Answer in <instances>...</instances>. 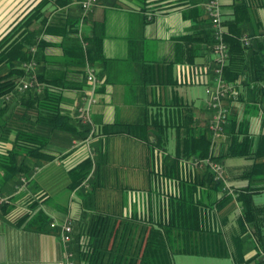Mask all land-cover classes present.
<instances>
[{"label": "crops", "instance_id": "crops-1", "mask_svg": "<svg viewBox=\"0 0 264 264\" xmlns=\"http://www.w3.org/2000/svg\"><path fill=\"white\" fill-rule=\"evenodd\" d=\"M38 1L0 0V37ZM205 1L97 0L84 16L78 0L61 7L48 2L45 12L51 30L42 35L47 45L39 54L38 68L46 79H53L60 86L52 89L60 93L61 113L78 130L82 126L90 130L87 136L78 138L57 128L48 131L47 126H39L48 135L44 150L50 158H25L31 166L26 184L19 188L25 178L20 175L0 192V203L7 201L8 205L4 213L0 211V264H59L65 257L62 225L71 221L72 231L77 234L96 212H106L116 222L132 226L159 224L168 216V203L176 201L174 196L179 193L177 184L182 178L193 176L184 171L179 179L164 174L163 156L174 153L177 132L185 131L182 125L190 114L197 132L213 115L207 99V90L213 83L212 47L196 41L197 54L187 61L185 46L179 39L210 21ZM235 1L221 0L224 20L234 17ZM243 1L249 5L248 33H254L250 42L254 38L260 46L264 45V0ZM100 23L104 24L102 46L106 62L90 64L98 80L91 126L80 121L77 113L89 90L85 75L78 73V51L80 44L85 45L97 33L96 24ZM37 24L35 21L32 27ZM260 58L264 62V57ZM170 62L174 63L168 67ZM232 84L233 91L225 100L229 121L223 135L217 138L213 153L219 156L229 183L239 188L249 184L241 173L252 164L253 157L227 155L226 150L231 137L238 141L247 138L252 155L264 144V80L242 74ZM143 122L153 124L149 127V143L136 134L109 131L114 123L136 126ZM134 130L144 134L138 128ZM156 133L166 139L162 148L154 143ZM87 158L92 162L87 178L76 189L69 188L70 170ZM220 196V191L205 188L201 198L211 203ZM255 197L264 204V191ZM27 211L30 221L38 212L47 219L15 225L13 220ZM240 212L238 204L234 207L228 203L219 209L220 226L230 254L226 258L236 264L232 253L239 236L243 243V260L239 264H262L264 240L258 243L249 232H243L238 226ZM148 231L149 228L133 227L112 231L111 239L123 236L125 240L108 243L109 248L113 246L111 255L121 245L126 258L129 257L143 244ZM175 255L183 254L173 255L174 264Z\"/></svg>", "mask_w": 264, "mask_h": 264}, {"label": "trees", "instance_id": "trees-1", "mask_svg": "<svg viewBox=\"0 0 264 264\" xmlns=\"http://www.w3.org/2000/svg\"><path fill=\"white\" fill-rule=\"evenodd\" d=\"M51 1L54 6L61 7L73 0H39L33 9L27 12L3 37H0V175L3 176L0 177L2 179L0 192L3 186L20 175L29 178L31 166L25 162V158L36 161L40 158H50V154L44 150L48 135L39 129L40 125L47 126L48 131L57 128L70 132L78 138H84L90 130L88 126H82L78 130L70 122V118L61 113L60 93L52 89L60 88V86L55 80L46 79L42 69L37 67L35 71L41 83L39 89H28L23 92L17 89L20 79L27 73L22 67L23 61L35 58L40 63L39 54L47 45L42 35L48 34L51 30V23L48 22L45 12L48 2ZM233 8L234 17L224 20L227 28L224 39L229 45L230 56L224 67V76L228 81L233 82L242 74H251L254 79L263 81L264 62L260 55L264 57V45L260 46V42L254 38L251 39L252 42L245 45L241 39L243 34L248 33L249 5H246L243 0H236ZM35 21H38V24L32 27ZM200 26L198 31L179 38L185 46L187 61H192L197 54V46L194 45L196 41L205 42L208 47L214 44L210 21ZM103 27V23L96 24L97 33L88 38L85 45H79L78 73L85 75L87 64L106 62L102 46ZM248 34L250 37L254 36L252 32ZM255 45H258L257 50ZM32 46L36 48L35 52L32 51ZM173 63L170 62L167 66H172ZM192 123L190 114L188 121L177 127L185 126V131L177 132L174 153L163 156L164 174H170L179 179L181 171H184L185 174L193 176L187 180L182 178V182L177 184L179 193L174 196L176 201L170 200L168 203V216L163 221L160 220L159 224L132 226L122 221L116 222L106 212L91 214L89 222L80 226L79 233L72 232L68 245L69 251L73 253L74 264H81V262L84 264H174V254L226 258L230 254L220 226L222 217L219 215V209L228 203L234 204V207L238 204L240 207L238 226L243 232H249L258 243H263L264 204L258 203L255 195L264 191V144L259 146L252 155L247 138L243 137L238 141L235 137H231L226 150L227 155L253 157L252 164L244 168L241 173V176L248 179L249 184L239 188L231 184L235 194L231 195L223 191L224 184L215 179L211 170L197 164L198 160L208 157L209 154L219 161L220 159L213 153L217 141L213 144L209 127L206 125L197 132ZM114 124L109 130L111 133L125 131L136 134L144 142L149 143L148 133L152 123L143 122L136 126L125 123ZM157 125L155 127H158ZM137 128L144 134H139V131L135 133L134 129L137 130ZM11 133L14 134L13 137H10ZM156 135L154 143L162 148L166 139L161 133ZM8 142L10 145L6 147L5 144ZM91 163V159L87 158L70 170L69 188L76 189L82 184L88 176ZM185 174H183L184 177ZM205 188L220 191L221 196L208 203L201 198ZM6 202L0 203V211L3 213L8 207ZM29 205L33 206L31 203ZM28 215V211L22 213L13 220V223L17 226L24 222L30 225L31 222L35 223L42 217L47 219L42 212L36 213L32 221L27 218ZM126 227L149 228V231L144 236L143 244L129 257L126 258L119 243L117 253L112 256L113 246L109 248L108 243L112 241L111 243L115 244V240H125V237L111 239L109 235L112 231L125 230ZM107 235L108 237H105ZM235 240L236 245L232 254L235 263L239 264L243 260V243L239 236Z\"/></svg>", "mask_w": 264, "mask_h": 264}, {"label": "built area", "instance_id": "built-area-1", "mask_svg": "<svg viewBox=\"0 0 264 264\" xmlns=\"http://www.w3.org/2000/svg\"><path fill=\"white\" fill-rule=\"evenodd\" d=\"M97 0H79L78 3L81 6L83 16L89 13L92 8L97 4ZM206 13L210 17V25L213 30L214 44L212 46V55L214 65L212 67L213 71V83L212 86L208 88V106L212 110V117L208 120L207 127H209L211 132V138L216 142L217 138L223 135L225 131V125L229 121V112L225 104V100L231 94L234 88V84L228 81L224 76V67L229 61V45L225 41L224 36L226 33V28L224 25V13H222V3L221 0H206L204 3ZM250 36L243 35L242 41L245 45L250 43ZM32 51L35 52L36 48L31 47ZM22 67L26 69V75L22 76L20 79L17 89L18 91L23 92L28 89H39L41 83L38 81L37 76L35 75L36 68L38 67V62L35 58L30 59L29 61H23ZM86 79L89 83V90L83 97V104L77 108L78 117L80 121L84 124L92 126V117H91V106L96 100L95 92L97 85V77L94 71V68L90 64H87L86 68ZM8 99V97H7ZM199 166H206L214 174L216 180H219L224 184L223 191L235 195L231 183L226 178V170L224 169L223 164L213 158L210 154L204 159L197 161ZM27 179H21L20 187H23L26 184ZM61 239L65 249V257L63 261L59 264H73L72 251H69V242L72 238V222L67 221L61 227ZM262 264H264V251L261 252Z\"/></svg>", "mask_w": 264, "mask_h": 264}, {"label": "rangeland", "instance_id": "rangeland-1", "mask_svg": "<svg viewBox=\"0 0 264 264\" xmlns=\"http://www.w3.org/2000/svg\"><path fill=\"white\" fill-rule=\"evenodd\" d=\"M12 137V135L10 136ZM10 142L5 144L6 147H9ZM21 185V183L19 184ZM99 193L98 191L96 192ZM89 198V197H88ZM27 202H24L26 204ZM27 207V204H26ZM176 260L175 264H234L230 258H218V257H204V256H187V255H175Z\"/></svg>", "mask_w": 264, "mask_h": 264}]
</instances>
